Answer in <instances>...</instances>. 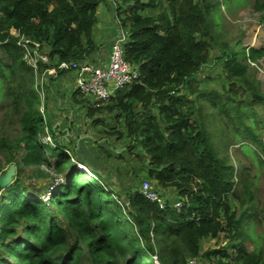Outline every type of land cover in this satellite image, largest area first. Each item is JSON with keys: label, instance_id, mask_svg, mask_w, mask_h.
Segmentation results:
<instances>
[{"label": "trees", "instance_id": "trees-1", "mask_svg": "<svg viewBox=\"0 0 264 264\" xmlns=\"http://www.w3.org/2000/svg\"><path fill=\"white\" fill-rule=\"evenodd\" d=\"M102 1L0 0L2 123L15 122L20 132L11 140L0 129V155L16 168L0 193V264H155L153 256L160 264H186L197 256L211 264H264V229L253 232L264 218L259 174L244 164L235 168L227 154L237 145L264 173V114L257 112L264 93L250 64L264 56V47L243 46L217 26L219 1L122 0L124 59L139 78L107 104L74 102L88 107L86 117L106 114L115 125L122 122V131L109 132L129 140L117 154L139 147L147 179L181 201L160 208L138 192L122 197L108 189L93 167L68 152L69 139L39 111L33 68L18 45L23 37L47 51L50 64L39 61V73L55 62L88 60L97 49L92 30ZM253 9L263 13L264 0H254ZM216 62L221 91L201 87L199 79L203 67ZM47 135L52 146L43 142ZM18 150L24 154L14 161ZM21 166L45 177L40 166L51 167L63 181H51L46 199L30 196ZM220 232L232 243L229 250H200Z\"/></svg>", "mask_w": 264, "mask_h": 264}, {"label": "rangeland", "instance_id": "rangeland-1", "mask_svg": "<svg viewBox=\"0 0 264 264\" xmlns=\"http://www.w3.org/2000/svg\"><path fill=\"white\" fill-rule=\"evenodd\" d=\"M214 1H219L220 7L217 10V21L215 22L218 27H222V31L228 37H233L234 40H240L243 46H251L254 44L253 48L264 47V28L260 27L261 21L264 19V12L261 13L253 9L254 0ZM102 6L103 12L100 19L110 28V33L113 36L117 34V27L114 22L115 9L112 7V10L109 11L104 5ZM124 30L126 31V28ZM214 53L215 51H212V54ZM252 66L255 69L254 75L258 83V88L264 93V56L256 60ZM221 72V65L218 62L215 65L209 63L204 66L199 74L201 87L221 91L223 84L220 75ZM50 78L51 76H47L49 81L48 87L37 92L38 107H42L44 118L47 119L48 117L54 124L53 126L57 127L56 131H58V134L66 136L69 139V143L66 145L68 152L74 158L89 165V168L93 167L96 176H100L105 180L108 189L116 190L122 197L127 196L129 193L138 192L145 180L154 185L152 180L147 179V160L143 157V152L139 147L134 148V152L130 154H117L122 148L128 149L129 140L124 134L118 138L116 135H110L109 132H113L114 130L122 131V122L119 125H115L110 117L106 119V114L96 113L93 116L94 118L86 117L85 114L88 107H83L82 104L78 105L74 100L81 101L80 99H82L87 101L85 105L95 106L93 105V98L76 93L73 75L66 73L60 74L57 82ZM107 102L101 104H107ZM4 104L5 98L3 97V86L0 80V129L4 127L8 131L11 140H14L20 136V132L15 122L7 121L4 124L2 123L4 116L2 106ZM206 108L208 109V105L204 106V110ZM257 112L263 115L264 108H257ZM99 117H103L104 119L101 122L94 123L98 121ZM48 138V136L43 138V142L49 143L48 145L52 146L50 144L51 140L47 142ZM262 139L264 141V133L262 134ZM23 152V150L14 151V161L19 160L20 155L24 154ZM107 154L110 156L108 157ZM227 154L232 157V163L235 168H239L244 164L251 166L253 172H258L256 195L258 200L262 199L264 197V173L260 167L252 166V157L248 153L245 154L244 151L238 149L237 145L231 146L227 150ZM50 161L53 162L54 159H50ZM8 165L5 164L3 157L0 155V174L6 170ZM40 169L48 175L46 177L40 176L35 167L21 166L22 174L20 177L23 179L24 187L30 196L43 194V198L46 199L44 195L46 193L45 189L50 187L51 181H54V183L62 182L63 178L58 176L51 167L40 166ZM155 187L170 202L177 201L175 200V192L172 189ZM119 204H122V202H119ZM263 229L264 218L262 225L259 227L255 226L253 232L258 233ZM217 240L206 239L202 241L200 250L204 251L217 247L230 249L232 243L228 241L226 234L220 232ZM261 244H264V241ZM246 246L252 249L250 242H247ZM196 258L199 264H211L209 260L202 259L201 256H197Z\"/></svg>", "mask_w": 264, "mask_h": 264}, {"label": "built area", "instance_id": "built-area-1", "mask_svg": "<svg viewBox=\"0 0 264 264\" xmlns=\"http://www.w3.org/2000/svg\"><path fill=\"white\" fill-rule=\"evenodd\" d=\"M106 1L115 3L116 1L122 0ZM121 18V16H114V22L117 27L118 34L111 42L108 61L105 66H99L91 57L84 61L55 62L53 66H48L39 73V61L45 65L50 64L47 51L43 50L42 52H39L37 43L20 37L18 45L25 48L26 52L24 58L33 68L35 75L34 88L36 93L39 90L48 87L49 81L47 76L56 78L63 73H73L76 91L81 95L92 97L93 105L98 106L101 103L107 102L117 90L137 81L139 78L138 72L132 69L124 59L123 45L127 41V34L124 28L121 27ZM260 25V27L264 28V19L261 21ZM10 34L18 36L17 31L14 29H10ZM28 44H31L32 46H28ZM253 46L254 44L247 47ZM250 64L252 65L253 63L251 62ZM39 111L44 118V111L42 107L39 108ZM49 141L50 138H48L47 142ZM82 166L83 165L81 164H77V167L80 169H82ZM82 170L88 176H92L91 172L86 167ZM138 193L141 194L144 199L157 203L160 208H163L164 204L168 201L165 196L161 195L160 191L153 184L146 180L143 181V185L140 186ZM170 203L176 208L181 205V201L179 200L174 202L168 201V204ZM153 259L155 264H160L157 261L156 256H153ZM186 264H199V262L195 257L187 259Z\"/></svg>", "mask_w": 264, "mask_h": 264}, {"label": "crops", "instance_id": "crops-1", "mask_svg": "<svg viewBox=\"0 0 264 264\" xmlns=\"http://www.w3.org/2000/svg\"><path fill=\"white\" fill-rule=\"evenodd\" d=\"M104 5L109 11H111L112 7L115 9V15L116 16H122V10L124 9V4L121 1H116L115 3H110L106 0H103L100 2L97 6L96 9V21L93 26L92 34H93V40L94 43L97 47L96 51L92 54V59L94 60L95 63H97L99 66H105L108 61V56L110 52V45L113 39L116 37L118 34V31L116 29L117 34H112L110 33V28L104 24L103 21H101L100 17L103 12V6ZM118 13H121L118 15ZM114 15V16H115ZM126 34H127V29H126ZM66 74H71L74 76L73 73H66ZM59 78H53L51 77L50 79H54L57 82V79Z\"/></svg>", "mask_w": 264, "mask_h": 264}, {"label": "water", "instance_id": "water-1", "mask_svg": "<svg viewBox=\"0 0 264 264\" xmlns=\"http://www.w3.org/2000/svg\"><path fill=\"white\" fill-rule=\"evenodd\" d=\"M15 173V164L12 162L8 165L4 173L0 175V193L4 190V188H6L13 182V177L15 176Z\"/></svg>", "mask_w": 264, "mask_h": 264}, {"label": "bare ground", "instance_id": "bare-ground-1", "mask_svg": "<svg viewBox=\"0 0 264 264\" xmlns=\"http://www.w3.org/2000/svg\"><path fill=\"white\" fill-rule=\"evenodd\" d=\"M84 167L82 166V169H83Z\"/></svg>", "mask_w": 264, "mask_h": 264}]
</instances>
